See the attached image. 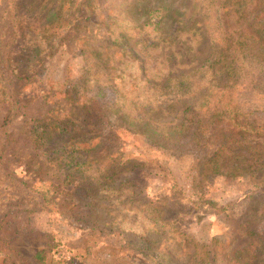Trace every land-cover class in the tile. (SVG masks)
Here are the masks:
<instances>
[{
	"label": "rangeland",
	"instance_id": "obj_1",
	"mask_svg": "<svg viewBox=\"0 0 264 264\" xmlns=\"http://www.w3.org/2000/svg\"><path fill=\"white\" fill-rule=\"evenodd\" d=\"M40 1L0 0V264H232L242 257L249 242L241 221L264 222V191L254 188L264 183V137L246 138L260 146L263 165L203 177L201 164L215 147L173 141L172 130L200 94L169 102L131 80L128 63L113 74L103 64L119 35L132 53L142 50L154 78L164 46L176 53L196 42L197 57H206L229 0H65L58 28L30 37L28 18L58 4ZM72 2L78 18L67 11ZM153 9L160 18L147 15ZM256 72L263 78L240 94L238 107L259 128L264 72ZM216 240L225 242L226 261ZM197 246L209 252L205 263Z\"/></svg>",
	"mask_w": 264,
	"mask_h": 264
},
{
	"label": "trees",
	"instance_id": "obj_2",
	"mask_svg": "<svg viewBox=\"0 0 264 264\" xmlns=\"http://www.w3.org/2000/svg\"><path fill=\"white\" fill-rule=\"evenodd\" d=\"M44 1L46 0H41L39 5H43ZM55 1L58 4L54 5L52 10L43 6V14H39V17L28 18L26 29L22 25L26 33L31 35L30 37L36 38L39 34L47 36L49 31L58 28V22L55 25L53 21L54 17L58 19L55 15L59 13L65 0ZM74 5L78 7L74 2L69 3L67 11L78 18L81 16L80 9L79 7L73 9ZM228 5L229 10L227 11L224 7L221 8L220 25L216 29L219 32L212 36V38L217 37V40L210 41L212 51L206 57L201 59L197 57L201 53L198 50L199 47L196 48V42L185 46L183 52L179 50L176 53L171 51L170 46H164L167 49L162 56L165 60L162 68L155 74L157 78H154L145 73L144 60L146 62V59L142 50L137 47L135 49L137 52L132 53L128 49L129 45L125 43V37L119 35V39L114 40V50L107 54L109 60L103 63L106 69L107 63L111 66V70L107 69L110 74L120 73L118 70H122L121 67L128 63V67H132L131 80L145 82L148 87H152L158 94L166 97L169 102H175L188 95L200 94L197 101L181 113L179 123L173 126L172 130L174 137L177 138L173 141L186 140L187 144L196 148L215 147L211 156L201 164L203 177L218 174L238 176V171H243V169L251 171L263 165L261 164L260 146L257 145L258 143L250 144L246 138L248 136L264 137V134L260 132L264 126L258 128L247 125L243 113L239 110L238 100L241 93L249 91L263 78V75L259 76L256 70L260 73L261 70L264 72V11L260 10L254 16L251 15L264 5V0H229ZM80 7L84 8L86 5L83 4ZM95 7L97 8L98 5L95 4ZM159 13V9H153L148 11L147 15L160 18ZM109 19L112 17L109 16ZM104 26L106 29L102 34L104 37L108 35L107 38H109L110 25L106 23ZM181 29L182 27H177L174 31L177 33ZM162 34L170 37L165 32ZM81 41V38L77 39V44ZM134 45L133 47H136V43ZM152 46L151 39L148 45L142 47L145 49L143 52L147 54V50L149 51ZM254 62L255 67L252 65ZM115 80H121V78L116 77ZM111 155L117 156L118 154L104 155L103 158ZM242 156H246V161L241 166L239 164L229 165L230 160ZM84 163L74 161L73 164L81 167ZM93 163H100V161L95 160ZM256 187L264 191V183L259 182L254 188ZM262 197L264 198V194ZM157 207H153V210H159ZM259 211L262 213L259 218L263 222L264 212L262 208ZM254 219L251 216L245 217L240 223L241 227H244V234L249 243L242 257L239 253L230 260L232 264H236L235 260L238 259H240V264H264V222L259 221L258 227L255 228L252 225ZM157 221L161 227L165 224L163 221ZM112 222L115 223V219ZM121 229L128 230L129 228ZM216 243L218 245L216 254L219 253L226 261L227 258L222 249L226 246L225 242L216 240ZM197 248L200 251H196L199 255L195 257L205 263L209 252L203 246H197ZM42 256V253H36L34 259L42 263Z\"/></svg>",
	"mask_w": 264,
	"mask_h": 264
}]
</instances>
